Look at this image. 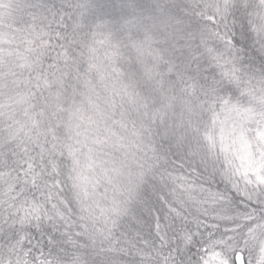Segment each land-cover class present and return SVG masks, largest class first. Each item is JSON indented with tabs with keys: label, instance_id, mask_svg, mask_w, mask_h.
Segmentation results:
<instances>
[{
	"label": "snow or ice",
	"instance_id": "6c2138e0",
	"mask_svg": "<svg viewBox=\"0 0 264 264\" xmlns=\"http://www.w3.org/2000/svg\"><path fill=\"white\" fill-rule=\"evenodd\" d=\"M0 264H264V0H0Z\"/></svg>",
	"mask_w": 264,
	"mask_h": 264
}]
</instances>
